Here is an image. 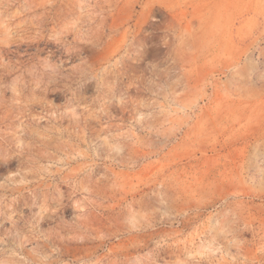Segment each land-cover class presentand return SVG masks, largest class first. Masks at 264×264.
<instances>
[{
    "label": "rangeland",
    "instance_id": "374dc122",
    "mask_svg": "<svg viewBox=\"0 0 264 264\" xmlns=\"http://www.w3.org/2000/svg\"><path fill=\"white\" fill-rule=\"evenodd\" d=\"M0 264H264V0H0Z\"/></svg>",
    "mask_w": 264,
    "mask_h": 264
}]
</instances>
